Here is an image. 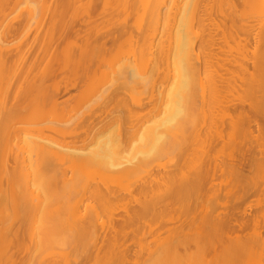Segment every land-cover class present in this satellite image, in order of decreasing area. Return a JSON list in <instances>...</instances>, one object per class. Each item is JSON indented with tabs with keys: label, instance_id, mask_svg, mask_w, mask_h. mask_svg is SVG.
Instances as JSON below:
<instances>
[{
	"label": "rangeland",
	"instance_id": "obj_1",
	"mask_svg": "<svg viewBox=\"0 0 264 264\" xmlns=\"http://www.w3.org/2000/svg\"><path fill=\"white\" fill-rule=\"evenodd\" d=\"M111 2V5L97 2L92 6L87 0H80L67 8L62 0H47V10L41 17L30 21L23 18L21 5L18 7L15 3L18 10L14 8V3L11 5L10 10L15 9L17 12L11 10L9 15L13 14L7 19L11 29L6 37L9 51L3 53L6 67L3 91L8 99V110H14L13 106L19 110L9 136L14 144L18 140L15 132L20 134L32 131L86 151L93 149L97 142L110 132L120 136L118 139L121 143L123 141L121 145L124 151L128 152L139 140L141 127L144 124L145 127L149 126L153 118H156L158 110L173 87L170 67L161 58L159 49V44L168 39L169 27L166 28L162 22L157 30L159 38L153 50V59L159 62L158 72L148 71L144 76L148 81L146 86L136 84L132 85V88L123 89L115 81L110 67L114 64L119 66L127 58L132 59L134 53L138 54L141 40L138 13L135 8L124 11L119 0ZM195 31L199 33L200 41L207 35L213 36L214 45L201 51L203 57L211 56L213 66L210 65L208 69V76L212 74L211 80L206 75L201 78L204 87L201 86L200 77L194 82L190 93L193 94V110L186 133L168 134L170 143L159 159L149 163L147 168L138 169L129 179L110 182L96 176L89 183L82 197V205L108 213H101L96 225L86 228L87 234L91 237L96 234L98 239L95 244H90L85 252L83 249L70 252L74 264H119L108 256L109 241L115 236L120 237V245H123L121 250L126 251H123L127 255L125 264L150 260L149 249L156 251L164 240L176 238L177 235L190 239L188 249L192 253L197 251V241L202 242L203 239L214 241L216 250L221 251L223 243L230 241L228 234L231 236L232 232L234 235L232 234L231 239L239 233L246 244L252 242L251 237L254 238V234L264 237V139L261 136L262 133L264 135V104L260 100L262 103L259 105L258 98H254L255 95L252 97V94L257 93V89L254 90L256 84L253 83L252 88L250 80L247 79L248 84L245 85V81L243 80V83L241 76L237 74L242 64L249 73L254 70L251 55L257 48V34L260 35V32L253 27L251 20L231 25L229 19L218 15L198 23ZM262 44L261 42V46ZM243 45H246L249 52L247 64L245 58L241 60L237 53L239 49L243 50ZM261 50H264V46ZM215 85L218 86L217 90ZM233 85L234 89H238L233 90ZM154 87L161 92L162 98L158 90L151 97ZM250 88L253 89L251 93ZM218 89L222 90V93L218 92ZM257 95L260 99L264 97H261L259 92ZM246 98L255 99L252 101L260 108L263 107L262 111L258 112L261 109L258 106L254 108L255 104L250 103L252 101L246 103ZM35 103L40 107L34 106ZM248 103L251 104L250 107L247 105L245 108ZM38 109L43 113L41 118H35L39 114ZM245 112H249V116H256V119L261 113L263 117L261 114L260 122L255 123L256 125L251 123L253 126H249V116L246 114V122ZM239 113H244V116H239ZM249 131L255 134L251 135ZM253 138L258 142L260 140L262 144L257 143L255 139L252 142ZM232 141L238 143L234 144ZM251 144L252 148L256 147L252 149ZM251 149L257 150L256 153L251 152ZM259 150L263 151V155ZM253 157L257 160L261 158L262 164L256 163L253 166L247 161L250 164H245L249 167L247 168L236 161L237 158L241 163H245V158L251 160ZM232 159L236 162H232ZM236 163L237 166L240 164L239 166L246 167L245 171L242 168L246 175L236 168ZM15 167V161L11 158L10 170ZM237 170L243 177L246 176V180L240 176V182L237 181L240 179L237 178ZM67 172V178L70 179L71 170L68 169ZM2 179V191L9 189V182H15ZM191 183L194 184L193 188ZM198 183H202L199 184L200 190ZM180 184H190L191 187H187L193 191L192 198L190 194L185 193V196L184 192L182 199L179 198V186H182ZM142 186L148 187L144 194H141ZM97 190L109 192L113 197L101 200L94 196ZM245 210L248 211L246 220L242 218L244 214L241 213ZM242 219L247 226L243 224ZM15 220L12 229L15 235L19 233L22 244L15 241L9 246V264H39L35 260L36 255L33 254L31 242L24 232L25 229L23 230L21 220ZM110 221L114 228L104 226ZM222 221L226 226L227 222H230L231 225L227 228L229 227V231L232 228V232L227 234L226 228L227 232L223 230L218 233L224 232V235L216 236V231V235L212 233L214 224ZM3 226L1 222L0 230ZM244 226L246 228L243 233L240 230ZM226 236L228 242L224 241ZM11 238H14L12 234ZM259 247L255 248L253 253L256 258H261L264 264V246ZM183 248H180L181 253L185 252ZM207 254L211 259L215 252L210 249ZM54 262L60 261L55 259Z\"/></svg>",
	"mask_w": 264,
	"mask_h": 264
},
{
	"label": "bare ground",
	"instance_id": "obj_2",
	"mask_svg": "<svg viewBox=\"0 0 264 264\" xmlns=\"http://www.w3.org/2000/svg\"><path fill=\"white\" fill-rule=\"evenodd\" d=\"M87 1L92 4V6L97 2H103L106 5H111L112 3V0ZM76 2H80V0H62V3L67 8H70L71 4ZM13 3H16L18 7L19 5L23 7L21 9V14L26 21L41 17L47 10V0H0V26H2L0 27V182L4 180L2 178L15 181H11L12 183L9 182L11 186L7 191H2V189H0V223L2 222L4 225L0 230V264L11 263L8 249L12 243L17 241L19 244H22L19 233L15 235L12 229L13 221H16L15 219L21 220L24 226L23 230L25 229L24 232L31 242L33 254L36 255L35 260H37L39 264H47L50 259L51 262L48 264H74L70 252L76 249L78 251L83 249L85 252L90 244H95L97 242V235L93 234L94 236L91 237L87 234L86 228L91 225L95 226L96 222L101 217V213H108L89 205H82V197L85 195L89 183H91L96 176L104 181L110 182H122L125 179H129L138 169L147 168L146 166H148L149 163L159 159L168 147V143H170L168 134L180 135L182 133L184 135V133H186L192 115L191 110H193V106L191 105L193 94L190 93L194 86V82L198 77L201 79L203 75H206L210 80L212 77V74L210 77L208 76L210 74L208 69L213 66L211 65L213 64L211 63L212 58L211 56L208 58V55L203 57L202 50L214 45V39L212 35H207L206 38L200 41V35L195 31L198 23L200 24L201 22L209 20L213 15L229 19L231 25H236L246 20L252 21L253 27H256V30L260 32V35L259 33L257 34L259 38L256 44L257 48L251 55V60H253L252 68L254 70L249 73V70L242 64L240 66L241 70L238 71L237 74L239 73L238 75L241 76V81H245V83L243 81L245 85L248 84V82L246 83V81H248L247 79L250 80V86L255 83L254 90L257 89V93H261V97L264 96V50H261L264 46V0H119L124 11L128 12L130 9H136L138 13V29L141 35L138 54L134 53V49L132 48V54L134 53V57L133 55L131 56L133 57L132 59L129 57L119 66L114 64L110 67L114 74L115 81L122 86L121 88H132V85L136 84L146 86L148 81L145 80L144 76H146L148 71L151 70L152 73L158 72L159 62H155V59H153V50L156 48V42L159 38V33L157 31L158 26L163 22L165 27H169L170 30L168 39H166L167 41L165 40L163 43L159 42L160 44H158L161 51V58L168 63L170 67V79L173 81V87L168 92L165 102L160 107L161 109L158 110L156 118H153L149 126L145 127L144 124L142 126L143 128L141 127L139 140L128 152L124 151L121 145L123 141L121 143V140L118 139L120 136L110 132L100 139L93 149L86 151L82 149L79 150L72 147V145L69 146V144L59 142L54 138L32 131H25L20 134L15 132L16 138L18 139L16 144L10 140L9 136L14 120L19 115V110L15 109L14 106L13 109L15 111L8 110V99H6L5 92L3 91L5 80L4 71L6 70L4 66L5 55L3 56V53L6 52V50L9 51L6 37L10 33L11 27L7 23V19L8 16L10 17L11 14H13L11 13L9 15V13L11 10L15 12L18 10L16 4L14 8L17 10H10ZM8 10L9 12H7ZM7 24L8 27H6ZM261 42L263 43L262 46ZM242 49V51L239 49L237 53L241 60L245 58L244 61L247 64L249 58L247 55L249 52L247 51L246 45H243ZM247 71L249 74L246 73ZM244 73L247 75L245 76ZM243 76L245 78H243ZM248 76H250V78ZM201 81V86L204 87V82L202 79ZM216 85L215 88L217 90L218 86L216 87ZM235 85L237 84L235 83ZM251 87L253 88V85ZM224 88L223 91L226 89ZM236 88L237 87H235V89ZM252 88H250V90ZM232 89L235 90L234 85ZM157 90L158 88L154 87L153 92H151V97L154 96L153 94H155V92L157 93ZM252 90L249 92L251 93ZM221 91L222 90H219L218 92ZM159 93L162 98L163 95L160 91L158 94ZM257 93L252 94V97L255 95L254 98H258L257 100L259 102L257 103H259V105L262 102L264 104V97L260 99ZM203 98H205V96H203ZM224 100L228 101L226 99ZM249 100V98H246V103ZM252 100L255 101L253 98ZM260 100H262V102ZM253 101L250 103H254ZM240 102L241 100L239 103ZM250 103L246 104V106L244 105L245 108ZM37 105L35 103L34 106ZM259 105L255 104L254 108L257 106L260 108ZM38 107L40 106L38 105ZM250 109L249 111H251ZM261 111L262 109L258 112ZM38 113L39 114H37L35 118L42 117L43 113H41L39 109ZM247 113L249 112H245V116L244 113L243 115L241 113L238 115L240 116L241 114V117L244 116L247 122ZM262 113H264V111H262ZM261 114L259 115L261 116ZM260 116H258V119H256V116H249L247 125L251 126V123L255 124L258 123V121L260 122ZM261 117H263V114ZM238 118L241 119L240 117ZM262 123L264 124L263 121ZM258 125H260V123ZM252 128L254 129V127ZM249 134L253 135L255 132ZM222 136L221 138H223ZM261 136L263 137L262 139H264L263 133ZM255 138H253L252 142ZM256 142L261 143L260 140L259 142L256 140ZM256 142L254 143L256 144ZM172 144L171 142V145ZM234 144H232V146ZM244 144H242V146H244ZM246 145L248 144L246 143ZM250 146L252 148L253 144ZM258 146L260 147V145ZM262 146L264 151V143ZM255 147L256 146L253 148ZM244 148L246 149V147ZM252 149L251 152L254 151ZM244 151L246 152V150ZM256 151L254 152L256 153ZM263 151L261 152L259 150L261 154ZM252 154L253 153H251V155ZM255 157L251 158V160L248 158L246 160L245 158V163H241L242 161L237 160L238 157L236 161L242 164V166L245 164L249 166L251 163L253 166L254 164L256 165V163L261 165V158L259 157V161L257 158L255 159ZM11 158H13L16 164L14 170H10ZM253 159L257 160V162ZM233 161L234 163L236 162L232 159V162ZM247 161L250 162V164ZM240 164L237 166L236 163V168H239L240 172L245 174L243 170L246 169L245 166L247 165L241 167L239 166ZM248 166L247 168H249ZM251 166L250 168L252 170L253 166ZM68 169L71 170L72 174L70 179L67 178ZM238 170L236 172L238 173L236 174L238 175L237 178L242 176V178L246 180V176L243 177L242 173L240 174ZM214 172L216 173V171ZM243 179L242 181H244ZM240 180L241 177L239 180L237 179L239 182ZM195 183L196 182H194V184ZM194 184H192V188ZM199 184L202 183H198V189L200 186ZM187 185L191 187L190 184ZM187 185L184 184L179 186V198L182 199L183 196L181 197V195H183V192L184 195L186 193L190 194L191 198L193 197V191L191 189L189 190ZM1 187L2 184H0V188ZM146 188L148 189L147 186L141 187V194L146 193ZM245 195V197H247V194ZM94 196L101 200L113 197L109 192L101 190L95 191ZM189 201H191L190 198ZM153 207L154 204L152 208ZM242 211V215L244 214L243 216H245H242V218L246 220V213L248 211ZM109 215L111 216V213H109ZM223 222L224 221L219 224H214L215 228H213L214 231L212 233L215 234L217 232V235L215 234L216 236L222 235L224 232L222 234L218 233L223 230L225 231L227 226L231 225L229 221L227 222V226ZM243 224H245L244 221ZM113 225L112 221H110L108 225L104 226L114 228ZM240 226L242 227V225H238V227ZM246 226L240 231L243 232ZM235 229L234 227V230ZM227 230L225 231L227 234L232 232V228L229 231L228 227ZM237 231L239 232V230ZM11 234L14 237L13 239L11 238ZM229 234L230 241L228 242L226 236L227 240L225 239L224 241L228 243H223L224 246L221 251L218 252L216 250V243L214 241L203 239L202 242L197 241V251L193 253L188 249L190 239L182 235H177V237L175 236L176 238L164 240L156 251L149 249L150 260L133 264H262V259L258 256V258H256V255L253 253L254 249L258 248V246L261 248L262 245L264 246V237L261 234H256V236L254 234V238L251 237L252 242L250 241L247 244L244 242L241 234H236L232 239L231 236L233 232L231 236ZM215 235L214 237L216 238ZM179 236L183 238H179ZM120 243L119 236L111 238L109 241L110 250L108 256L111 260H115L116 263L125 264L127 255L123 253L124 250H121V246L123 245H120ZM181 247L185 248H183L185 251L184 253L180 252ZM210 249H213L215 252L211 259H209L207 254ZM55 259H59L60 262H54Z\"/></svg>",
	"mask_w": 264,
	"mask_h": 264
}]
</instances>
